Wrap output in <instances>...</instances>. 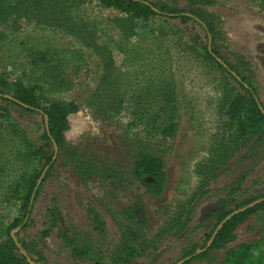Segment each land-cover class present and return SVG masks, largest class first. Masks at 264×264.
I'll return each instance as SVG.
<instances>
[{
    "label": "rangeland",
    "instance_id": "374dc122",
    "mask_svg": "<svg viewBox=\"0 0 264 264\" xmlns=\"http://www.w3.org/2000/svg\"><path fill=\"white\" fill-rule=\"evenodd\" d=\"M15 4L14 15L0 21V74L37 83L39 104L63 103L70 123L28 225L18 232L48 264L108 261L125 242L134 247L133 264H175L188 245L207 242L211 209L264 195V128L230 130L226 111L241 89L189 31L170 20H121L92 0L61 3L65 9L53 18L48 3L44 10H29L24 0ZM170 4L207 23L216 52L250 81L264 107L259 0ZM11 112L12 123L0 119V241L21 215L15 185L38 171L31 155L40 119ZM172 123L170 136L163 133ZM141 155L161 162L160 196L148 194L134 175ZM89 206L101 215L103 233L93 228ZM263 227L258 212L238 228L236 244L254 245ZM224 257L214 250L187 264H221Z\"/></svg>",
    "mask_w": 264,
    "mask_h": 264
},
{
    "label": "trees",
    "instance_id": "16d2710c",
    "mask_svg": "<svg viewBox=\"0 0 264 264\" xmlns=\"http://www.w3.org/2000/svg\"><path fill=\"white\" fill-rule=\"evenodd\" d=\"M15 1L0 0V21L2 18L9 19L11 14L14 15L11 9L15 8ZM170 1L172 0H92V4L117 12L118 18H124L121 20L143 21L149 18L170 20L175 22L178 27L182 26L183 29L189 31L190 39L200 46L205 56L234 80L241 89V93H235V97L226 111L230 130L236 133H244L245 130L254 134L257 131L261 133L264 128V107H262L250 81L227 64L222 59L223 57L216 52L213 32L207 23L191 11L172 6ZM24 2L29 10L40 5L42 7L38 9L44 10L47 3L50 5L52 0H24ZM79 2L80 0H55L51 4L54 7L50 8V16L58 9H65L61 7V3L64 6L67 3H70V6H76ZM7 3H11V5L7 6ZM259 3L264 10V0H259ZM18 16L19 14L16 15V19L19 18ZM37 93V83L26 85L21 81L10 80L7 74H0V119L12 123L14 119L11 111L18 110L27 115H37L41 123L39 144L31 155L36 160L38 171L30 178L26 180L23 178L20 183L15 185L14 192L18 197V212L21 215L9 222L5 231L6 235L0 241V264H48L37 252L35 245L24 242L19 238L18 232L28 225L32 205L42 183L37 185V181L42 174V179L48 176L55 160L53 159L55 149L57 153L61 150L64 144V134L69 130L70 123L65 109L62 107L63 103L50 102L40 105ZM167 122H173L172 115L168 116ZM243 129L244 131H241ZM172 131L173 123L162 132L170 136ZM134 175L139 180H143L142 185L148 194L154 196L162 194L165 188L166 174L161 167L160 160L152 156H139L134 164ZM211 211L207 220L212 215L214 224L210 235L206 237L207 242L188 245V250L182 256V260L175 264H187L190 260L205 258L210 251L214 250L225 251V257L221 264H264V227L254 245L236 244L238 228L258 212L264 213V195L236 202V205L231 208L221 202ZM88 213L93 228L99 233H103L105 224L101 215L91 206L88 207ZM54 223L55 220H52L49 227L54 226ZM182 225H184V220L181 227ZM13 231L16 232L12 233ZM49 231L50 229L44 230L42 235L47 236ZM116 256L114 259L104 262L95 260L91 264H133L134 247L125 242L117 248Z\"/></svg>",
    "mask_w": 264,
    "mask_h": 264
},
{
    "label": "water",
    "instance_id": "95a60500",
    "mask_svg": "<svg viewBox=\"0 0 264 264\" xmlns=\"http://www.w3.org/2000/svg\"><path fill=\"white\" fill-rule=\"evenodd\" d=\"M56 153H57V150L55 149V154H54L53 159H55ZM42 177H43V174H42L41 177L39 178L37 185L40 184Z\"/></svg>",
    "mask_w": 264,
    "mask_h": 264
}]
</instances>
